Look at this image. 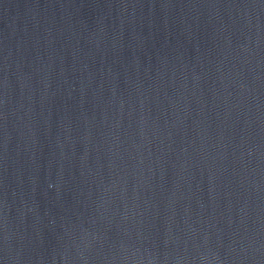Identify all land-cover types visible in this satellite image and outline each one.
Here are the masks:
<instances>
[{
  "label": "water",
  "instance_id": "obj_1",
  "mask_svg": "<svg viewBox=\"0 0 264 264\" xmlns=\"http://www.w3.org/2000/svg\"><path fill=\"white\" fill-rule=\"evenodd\" d=\"M0 264H264V0H0Z\"/></svg>",
  "mask_w": 264,
  "mask_h": 264
}]
</instances>
